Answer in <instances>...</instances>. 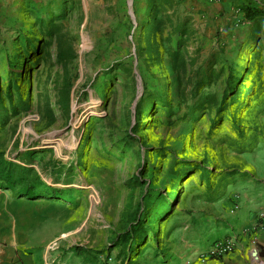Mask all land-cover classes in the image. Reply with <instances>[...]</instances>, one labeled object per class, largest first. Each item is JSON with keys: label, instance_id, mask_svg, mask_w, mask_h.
<instances>
[{"label": "rangeland", "instance_id": "1", "mask_svg": "<svg viewBox=\"0 0 264 264\" xmlns=\"http://www.w3.org/2000/svg\"><path fill=\"white\" fill-rule=\"evenodd\" d=\"M248 3L264 10V0H0V153L64 197L0 193L52 216L49 263L192 264L223 241V216L264 190V21L245 20ZM199 72L208 104L191 114ZM157 189L168 205L126 260L121 237L140 216L141 228L153 222L145 199Z\"/></svg>", "mask_w": 264, "mask_h": 264}, {"label": "crops", "instance_id": "2", "mask_svg": "<svg viewBox=\"0 0 264 264\" xmlns=\"http://www.w3.org/2000/svg\"><path fill=\"white\" fill-rule=\"evenodd\" d=\"M247 200L251 206L234 213L236 216H223L219 229L224 232L223 240L235 242V251L221 260H197L192 264H255L251 255L254 249L264 259V228L256 230L251 237L248 233L258 213L264 210V190ZM51 225L52 216H39L33 205L0 193V264H70L68 258L64 263H49L48 246L53 243ZM254 238L255 245L251 243ZM111 263L112 257L108 254L105 264Z\"/></svg>", "mask_w": 264, "mask_h": 264}, {"label": "trees", "instance_id": "3", "mask_svg": "<svg viewBox=\"0 0 264 264\" xmlns=\"http://www.w3.org/2000/svg\"><path fill=\"white\" fill-rule=\"evenodd\" d=\"M241 11L244 14V18L248 22H256L257 20L264 21V10L259 9L253 6L251 3H248L245 6L241 7ZM205 75L201 72L197 74V87L192 90L193 104L190 107V113L196 114L198 111L205 107L208 103L200 101L197 98V90L199 89V85L205 81ZM233 89V82H229L227 90L230 91ZM235 92V90H233ZM71 98H72V89L67 87L63 89L60 93L59 97V105L61 106L62 111L66 115H70L71 108ZM164 103V100H160ZM171 108V107H170ZM16 109V108H14ZM144 107H140L137 112L138 117L141 116L144 111ZM29 166L33 164H28ZM27 167V166H26ZM18 165L14 162H10L5 160L4 155L0 153V188L16 192L20 195V197H27L28 199H35L37 197H43L47 195H53L55 197H64V194L60 190L52 189L49 185H47L36 173L34 168H26ZM154 167H152L153 169ZM28 169V170H27ZM201 171L202 176L205 180H209L210 171L207 166H203L198 168ZM176 185L173 186L172 189H175ZM170 196H165L163 194L162 189L152 190L146 195L145 204L147 208L152 205L155 206V211L150 219L151 224H149L146 228H141V224L143 222V216L137 218L135 227L131 230V235H124L121 237L123 241L122 251L128 253L127 259L134 252L135 241L142 238L147 232L153 233L155 228L152 226L153 223L159 220L161 214H163L166 206L168 205ZM119 243L118 245H121ZM121 251V252H122ZM76 255L78 257L88 258L93 261L95 258L94 254L88 250L76 249ZM222 257H217L214 260H221ZM137 263V262H134Z\"/></svg>", "mask_w": 264, "mask_h": 264}, {"label": "built area", "instance_id": "4", "mask_svg": "<svg viewBox=\"0 0 264 264\" xmlns=\"http://www.w3.org/2000/svg\"><path fill=\"white\" fill-rule=\"evenodd\" d=\"M238 210V207H234L232 209V213H235V211ZM256 223L252 229L248 231L249 236L251 237L253 233H255L256 230L259 228H264V210L260 211L258 215L256 216ZM253 245H255L256 240L255 238L251 242ZM256 250V249H254ZM253 250V252H254ZM235 251V242L233 240H223V241H217L213 244V246L209 249V251L206 254L200 255V261L205 262L207 259H215L217 257H226L230 254H232ZM252 252V259L255 262V264H264V259H262L259 256L258 253V259L253 256Z\"/></svg>", "mask_w": 264, "mask_h": 264}, {"label": "water", "instance_id": "5", "mask_svg": "<svg viewBox=\"0 0 264 264\" xmlns=\"http://www.w3.org/2000/svg\"><path fill=\"white\" fill-rule=\"evenodd\" d=\"M257 255H258V251H257V250H254V252H253V256L256 257V258L258 259V256H257Z\"/></svg>", "mask_w": 264, "mask_h": 264}, {"label": "bare ground", "instance_id": "6", "mask_svg": "<svg viewBox=\"0 0 264 264\" xmlns=\"http://www.w3.org/2000/svg\"><path fill=\"white\" fill-rule=\"evenodd\" d=\"M77 187V186H76ZM64 237V236H63Z\"/></svg>", "mask_w": 264, "mask_h": 264}]
</instances>
